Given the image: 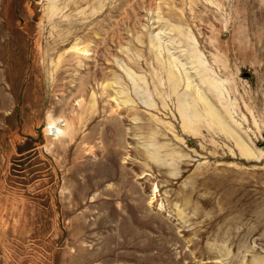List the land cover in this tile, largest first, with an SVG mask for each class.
<instances>
[{
  "label": "rangeland",
  "instance_id": "374dc122",
  "mask_svg": "<svg viewBox=\"0 0 264 264\" xmlns=\"http://www.w3.org/2000/svg\"><path fill=\"white\" fill-rule=\"evenodd\" d=\"M0 264H264V0H0Z\"/></svg>",
  "mask_w": 264,
  "mask_h": 264
},
{
  "label": "bare ground",
  "instance_id": "6f19581e",
  "mask_svg": "<svg viewBox=\"0 0 264 264\" xmlns=\"http://www.w3.org/2000/svg\"><path fill=\"white\" fill-rule=\"evenodd\" d=\"M84 50V49H83ZM81 51V50H80ZM193 112V111H192ZM190 120V119H189ZM54 134H55V131H54ZM241 147V146H240ZM241 150L244 152L245 150L241 147Z\"/></svg>",
  "mask_w": 264,
  "mask_h": 264
}]
</instances>
